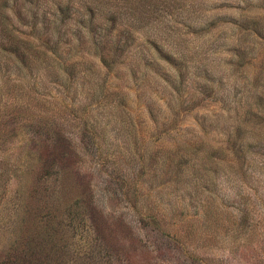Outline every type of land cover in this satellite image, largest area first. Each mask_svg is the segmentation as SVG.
I'll return each mask as SVG.
<instances>
[{
  "label": "rangeland",
  "instance_id": "374dc122",
  "mask_svg": "<svg viewBox=\"0 0 264 264\" xmlns=\"http://www.w3.org/2000/svg\"><path fill=\"white\" fill-rule=\"evenodd\" d=\"M0 264H264V0H0Z\"/></svg>",
  "mask_w": 264,
  "mask_h": 264
}]
</instances>
